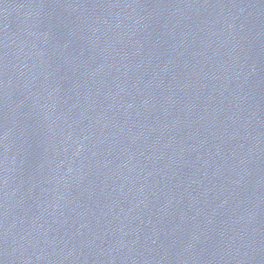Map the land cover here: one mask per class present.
Instances as JSON below:
<instances>
[{
	"label": "water",
	"instance_id": "95a60500",
	"mask_svg": "<svg viewBox=\"0 0 264 264\" xmlns=\"http://www.w3.org/2000/svg\"><path fill=\"white\" fill-rule=\"evenodd\" d=\"M0 264H264V0H0Z\"/></svg>",
	"mask_w": 264,
	"mask_h": 264
}]
</instances>
